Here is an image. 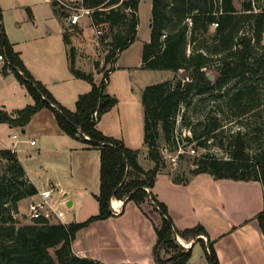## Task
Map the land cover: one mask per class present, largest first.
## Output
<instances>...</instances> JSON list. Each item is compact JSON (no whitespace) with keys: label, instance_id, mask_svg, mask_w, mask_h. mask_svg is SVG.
<instances>
[{"label":"trees","instance_id":"1","mask_svg":"<svg viewBox=\"0 0 264 264\" xmlns=\"http://www.w3.org/2000/svg\"><path fill=\"white\" fill-rule=\"evenodd\" d=\"M140 1L88 0L91 6L103 5V9L95 12L94 20L96 24L109 27L102 44L108 49L106 63L113 67L96 82L94 73L75 67L76 51L71 45L74 76L92 84L90 92L80 95L76 110L64 106L27 67L8 38L0 7V52L6 58L2 73L13 72L34 100L12 112L1 109L0 123L25 128L36 113L48 108L66 134L101 150V190L96 196L100 211L84 222L73 223H51L46 219L28 221L22 216L19 202L38 194L39 189L16 155L11 150H0L5 160V172L0 173V264H111L77 255L73 244L82 229L116 215L112 207L114 198L135 202L148 217L152 211L160 213L161 223H154L157 235L152 248L154 264H188L197 242L204 244L207 264H221L207 228L198 224L178 229L168 206L146 188L155 187L158 173L165 164L161 141L173 140L175 144L177 116L183 106L191 105L197 96L217 92L218 97L225 96L226 107L235 117L252 115L258 123L264 106L257 83L264 76V51L257 52L264 50V6L256 2L259 0H244L243 10L238 9L235 0H153L151 39L144 45L143 67L169 69L175 75L147 86L143 92L145 144L150 159L155 162L154 168L146 169L140 162L139 149H132L122 139L105 134L98 125L118 104L115 96L106 93L107 82L123 50L137 38ZM214 22L219 23L215 28ZM244 26L250 27V35L242 32ZM65 40L71 44L68 33ZM215 56L219 57L216 69L211 67ZM210 70L216 72L215 81L208 75ZM182 71L185 73L180 74ZM230 84L233 86L227 89ZM95 112H98L97 118ZM202 124L207 128L202 135L195 131L193 139H185L198 140L200 146H205L207 139L202 138L214 137L222 127L217 118L212 124ZM250 133L245 135L239 131L232 138L229 158L209 153L197 159L193 173L211 174L216 179L260 181L264 189V146L258 145L253 155L247 152ZM146 204L152 207L151 211L146 210ZM257 220L264 234V210L257 214ZM203 235L208 240L201 237ZM178 236L196 242L186 249L178 243Z\"/></svg>","mask_w":264,"mask_h":264},{"label":"rangeland","instance_id":"2","mask_svg":"<svg viewBox=\"0 0 264 264\" xmlns=\"http://www.w3.org/2000/svg\"><path fill=\"white\" fill-rule=\"evenodd\" d=\"M2 1L5 5L2 6V9L6 33L18 43L17 48L23 52L24 58L27 64H30L31 71L35 72L36 78L42 80V78L62 77L63 74L66 76L64 70L70 71L74 76L72 46L65 40L67 29L70 30L72 27L65 22L60 9L46 0ZM29 1L37 3V5H32L34 15L26 3ZM18 2L22 5H18ZM256 2L264 6V0ZM243 3L244 0H235V4L240 10H243ZM152 6L153 0L140 1V24L137 38L123 50L118 61L114 64L115 67L117 65V68L111 72L106 87V93L118 99L114 117L124 126L123 130L117 129L118 122L113 121L112 118L114 126L112 125L111 129L114 128V130L111 132H119L117 134L126 136L133 146H137L140 150V162L146 169L154 168L155 162L150 159L148 147L145 144L143 92L147 86L169 80L175 75L169 69L143 67L144 45L151 39ZM78 26L80 30L77 29L76 32L79 34H74L76 46L79 43L78 51L75 52L74 65L87 73L89 70H101V73L97 74V81L102 80L104 73L113 67V64L106 63L108 49L101 43L97 44L98 39L89 17H82ZM244 27L242 32L246 34L250 27ZM103 28L105 35H108V25L104 24ZM250 34L251 32H249ZM189 49L192 50L191 47ZM263 51L257 52L262 53ZM218 63L219 57L215 56L211 67L216 69ZM184 73V71L180 72V74ZM58 83L60 87L57 89L61 90L60 94L66 103L71 102V99L74 101L70 87H73L74 91L82 90L68 82ZM87 83L92 85L90 82ZM257 83L264 98V76L258 79ZM232 86L233 84L228 85L227 89H231ZM9 87V91L12 94L15 93L16 98L9 96L5 82H0V106L4 100L12 109H22L28 103L33 102L28 89L19 80H16L13 86L9 84ZM262 109L258 123L255 122L252 115L237 118L227 109L225 96L218 97L217 92L204 97L197 96L191 105L183 106L177 116L178 127L174 135L179 133L184 138L193 139L195 131L198 135H202L207 129L202 123L212 124L214 118L221 121L222 127L214 137L202 138L207 139L205 146H200L198 140L188 141L185 139L187 147L189 149L196 148L197 153L183 155L179 159L178 165L172 164L168 157L167 148L170 152L173 150V140L169 142L163 140L160 143V151L165 164L158 173L155 191L161 198L169 202V214L174 219L177 228L186 229L202 224L210 229L212 235L221 234L224 237L231 235L238 225H243L250 220L258 221L257 214L264 210V189L260 181L216 179L207 173L196 175L193 173V169L197 167V159L209 153H213L219 158H229L230 142L239 131L245 135L251 131L250 136H247V152L251 155L255 154L258 145L264 146V106ZM210 117L214 118L209 120ZM4 164L5 160L0 155V173L2 174L5 172ZM28 204L29 201L24 199L21 202L22 210L19 207L20 213L24 216L28 211ZM146 210L150 211L152 207L149 206L148 209L146 207ZM201 237L207 240L204 235ZM178 239L181 238L178 237ZM214 241L216 243V240ZM186 242L190 244L191 241ZM178 243L184 248L187 246L181 240H178ZM207 262L204 244L197 242L188 263L207 264Z\"/></svg>","mask_w":264,"mask_h":264},{"label":"crops","instance_id":"3","mask_svg":"<svg viewBox=\"0 0 264 264\" xmlns=\"http://www.w3.org/2000/svg\"><path fill=\"white\" fill-rule=\"evenodd\" d=\"M26 3L34 15L32 5H37V3L31 1ZM18 5L22 4L18 2ZM2 6L5 5L0 0V7ZM71 27L72 29H67V33L71 45L77 52L79 43L76 46L74 34H79L76 30L80 28L78 25ZM8 38L14 44L15 49L21 53L22 59L31 71L23 52L17 48L18 43L13 41L9 35ZM64 72L66 76L63 74L62 77L42 78L40 81L62 104L64 103V106L74 110L80 95L90 92L92 85L87 83L88 81H81L82 79L76 80L70 71L64 70ZM88 72L94 73L96 82L101 81H97V74H100L101 70H89ZM33 74L37 77L35 72ZM14 80L18 79L13 72L4 75L0 71V82H5L8 95L15 99L16 94L9 91V84L13 86ZM58 82H68L82 90L74 91V88L70 87L74 101L71 99V102L66 103L60 94L61 90L57 89L60 87ZM31 101L34 102L33 98ZM1 109L9 112L18 110L9 107L4 100L1 102ZM116 110L115 107L102 117L98 124L99 128L109 136L122 139L128 147L138 149L130 143L126 136L117 134L119 132H111L112 118L113 121L118 122L117 129L123 130L124 127L122 122L114 117ZM32 141L36 143L33 144ZM1 149L11 150L16 155L27 176L39 190L54 186L61 191L65 198L61 203V209L65 214L63 223L84 222L99 213L100 207L96 196L101 190V150L90 147L83 140L66 134L60 128L50 109L44 108L36 113L25 128L14 127L6 122L0 123ZM155 189L156 186L151 191L170 209L169 202L161 198ZM30 199L26 198L28 201ZM115 200H119L118 204H115ZM22 201L19 202L20 209ZM149 206L146 204L147 209ZM112 207H121L122 211L108 219L95 221L78 232L73 244L76 254L111 264H154L152 248L157 240L154 223L157 225L161 223L160 213L152 211L148 217L135 202L127 203L117 198L112 200ZM178 229L183 230V228ZM207 230L210 238L216 240L215 248L221 264H264V234L258 221L250 220L243 225H238L231 235L224 237L221 234L212 235L210 229L207 228ZM179 238L182 237L179 236ZM182 239L185 242L188 241ZM194 241L196 240L190 242V247Z\"/></svg>","mask_w":264,"mask_h":264},{"label":"built area","instance_id":"4","mask_svg":"<svg viewBox=\"0 0 264 264\" xmlns=\"http://www.w3.org/2000/svg\"><path fill=\"white\" fill-rule=\"evenodd\" d=\"M50 3L55 4L64 17L65 22L69 26H77L80 24V20L82 17L87 16L91 19V23L95 29V35L98 39V45L102 44L103 39L105 38V29L103 28L104 24H96L94 20V14L97 10L103 9V5L100 6H91L88 4V0H47ZM219 25L218 22L213 23V27H217ZM108 40L106 39V43ZM264 44V39H263ZM6 64V58L4 54L0 52V71H2L3 67ZM189 80V78H188ZM94 117H98V112L94 113ZM89 138V136H86ZM175 144L173 146V150L170 152L167 148L169 154V160L172 164L178 165L179 159L186 154H196L197 149L187 147V141L182 135L177 133L175 135ZM33 144L36 141H32ZM148 192L151 191L150 188H146ZM65 200L61 191L56 189L54 186H50L49 188L39 190L38 194L31 197L28 204V212L26 213L27 220H37V219H46L51 223H63L65 214L61 209V203ZM115 214H119L122 209L121 207H114ZM23 219V217H22ZM28 220V221H30ZM179 237V236H178ZM179 240V239H178ZM186 249L189 247L186 246Z\"/></svg>","mask_w":264,"mask_h":264},{"label":"water","instance_id":"5","mask_svg":"<svg viewBox=\"0 0 264 264\" xmlns=\"http://www.w3.org/2000/svg\"><path fill=\"white\" fill-rule=\"evenodd\" d=\"M216 72L214 71V70H210L209 72H208V75H209V77H210V79L212 80V81H215V79H216ZM207 240H208V238H207ZM196 241H194L193 242V244L195 243ZM192 244V245H193Z\"/></svg>","mask_w":264,"mask_h":264},{"label":"bare ground","instance_id":"6","mask_svg":"<svg viewBox=\"0 0 264 264\" xmlns=\"http://www.w3.org/2000/svg\"><path fill=\"white\" fill-rule=\"evenodd\" d=\"M119 201V200H118ZM117 200H115V204L118 202ZM118 204V203H117ZM179 240H181V242L183 241V243L184 244H186L187 245V247H190V244H188L187 242H185L182 238L181 239H179Z\"/></svg>","mask_w":264,"mask_h":264}]
</instances>
